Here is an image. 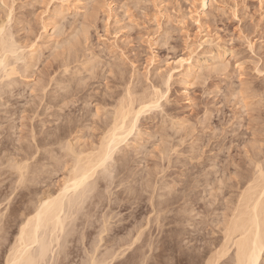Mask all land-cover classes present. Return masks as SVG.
I'll return each mask as SVG.
<instances>
[{
	"label": "rangeland",
	"instance_id": "obj_1",
	"mask_svg": "<svg viewBox=\"0 0 264 264\" xmlns=\"http://www.w3.org/2000/svg\"><path fill=\"white\" fill-rule=\"evenodd\" d=\"M59 12L63 14L60 16ZM196 13L200 16L199 22L196 21V19H198ZM0 21V24L2 23L4 26L6 24V29L8 28L10 30L9 33L12 32L11 34L14 35L13 37H15L14 39L18 42V45L20 44L21 47L27 48H25L24 52L25 57L33 50L37 53L34 54L35 59L31 60L32 62L29 64L32 66L31 68L29 65V68L25 66L24 58L19 61L18 68L23 73L20 71L17 73L18 75L16 74L13 77L17 88L13 84L12 88H9L11 90L15 89L12 92L13 94L7 93L2 95V103L3 101L5 103H11L6 104L9 110H12L13 113L17 112L15 115L13 114L14 119L11 118L12 116H3L7 119H12V121L14 120L13 122L11 121L12 123H10L9 120H7L8 122L4 120L3 127L7 128L8 132L5 131V133H3L5 135L2 134L0 136V140L5 137L10 139L9 135L12 133L11 141H8V139L5 140L8 143L6 144L7 147L5 146L2 152L5 155L1 153V155H3L2 157H5L6 163L9 162L7 158L11 154L13 155H11V157H14L15 160L13 161V159L9 157L12 163L21 162L19 161L21 158L17 156L19 151L24 152V147L27 145L26 147L28 149L29 147L31 148L28 150L30 152L33 146L37 145L36 143L38 140L41 141L43 136H47V131L50 137L49 132L52 134L56 126H59L60 123V125L65 122L67 123V118L68 120L70 119V121L72 120L70 126L71 129L74 128L75 130H70L72 139L74 137H81L82 139L80 140H82V142H80V144L83 143L85 146L89 145L91 143L90 141L93 142L94 139H96L94 140L96 143L97 139H100L98 136H101L102 133L100 126L103 123L100 124L99 122H103L108 118V116L107 118L105 117L106 112H110L112 110L111 108L116 105V102H120L122 98L124 99L125 94L126 98L124 100H128L129 97L127 98V96L130 95L128 90H131V95L135 93L134 95H138L137 97L140 98V96L144 95L143 92L148 95V93H151L154 86L160 87L159 89H161L162 86L165 92L169 91L165 94L167 96L162 99L161 107L147 112L140 118L138 124L139 130L137 133L139 137L142 136L141 139H137L138 137L136 138V136H131L129 139L130 146H128L127 152L125 151L127 147H124V153L126 152L128 156L124 159L126 160L129 158L127 159V161H129L125 162L126 164L129 163L126 165L127 169L125 174L129 173V176L133 174L129 182L130 187L129 185H127V187H129L130 190L135 188L134 191L137 190L136 192H139L137 196V194H135L136 192L132 191L133 193L131 194H135V198L132 196L131 199L129 197V201L126 200L125 203L124 201L122 202V204L124 203L125 205L129 204L126 210L117 207L113 208V210H115L113 211L115 215L121 214L118 219L121 217H129L127 221L122 223H126V229L120 231V234L116 233V236H114L115 233L113 234L112 231L110 234L106 233L104 236L108 235V238H110V235H113V238L116 239L114 241L112 238V243L108 241L100 243L97 254L100 257L102 254L105 255L108 252H106V250L112 251L114 249L116 251V244L119 243L118 240H121L122 237L127 239L126 237L129 236L128 238L132 240V243L135 240L134 237L136 238L135 235L138 236L139 234H136L137 231L143 229V231L145 230L144 232L138 231L143 236L139 238V242L137 240L136 242L138 243H134L135 245H132V248L129 247L131 249L125 252V255L118 254L120 256H117L111 264H195L196 261L198 264H204V260L206 261L207 257L210 255L213 246H211V244L221 235L219 230L221 229V225L219 223L222 222L226 214L228 215L225 210L229 212L228 208L232 207L231 204L235 201L232 199H236L235 197H238L236 195L241 193L239 190H242V187L238 182L242 180L240 178L246 175L241 174V172L247 173V170H249L247 173L249 174L251 170L250 167L254 166V164H251V166L249 164V162L254 160L253 157L256 158L257 156V160H259V158L264 160V0H206L205 7L202 6L201 0H0ZM204 35H207V38L211 39L213 43H205L204 39H202ZM71 48L74 50H71ZM24 55L22 57H24ZM181 58L189 60L187 63L199 66L188 82L183 80V77L179 75L180 72L171 71L174 62ZM66 64L67 66L69 65L68 68ZM26 67L28 72L26 71ZM25 71L27 73H24ZM168 73L173 74L170 84L168 83L169 88L163 84L166 79V74ZM22 74H24L25 77L22 76ZM57 79L59 81H57ZM6 82L4 81L1 86L5 87L9 81ZM47 83L48 85H46ZM42 85H45L44 87L47 88L45 89L46 91H44ZM64 87L66 88L65 91L62 90L65 89ZM67 90L70 93L66 92ZM44 92L45 95L42 94ZM60 92H62V94H60ZM63 92L66 95H63ZM57 96L60 100L64 99L66 101L61 100V102L64 101L65 103H62L63 105L59 103L60 107L57 106L61 109L62 105L64 107L62 110L56 108L55 103V105L53 104L55 108L49 105L51 101H54V98H57L54 102L58 103ZM66 96H71L70 100H68V97L66 99ZM84 98L87 100L86 103ZM8 99L10 102L7 101ZM49 99L52 100L50 101ZM111 104L113 106H111ZM7 106H3L4 109L1 107V114L6 110L5 108L8 109ZM37 106L38 110L35 108ZM97 106L101 110L103 108L101 111L103 116L100 113L98 116L99 119L96 115L93 116V114H91L94 112V114L97 113ZM105 107L109 110L107 111L104 109ZM33 108H35V110ZM85 108H87V110ZM57 110H60V112L58 113ZM54 114L59 116L62 115V119L60 120V117ZM69 115L71 118L68 117ZM87 118L88 120H86ZM54 120H58L56 121L57 124ZM79 121L82 125L78 123ZM41 122L45 124L42 125ZM47 122H50V124ZM94 122L97 126L100 124V126H98L99 130ZM66 123L64 125H66ZM77 123L81 125L80 128L83 126L87 127L78 129L79 125H77ZM4 124L6 126H4ZM55 124L56 126H54V128L53 125ZM9 125L12 127L16 126V128L14 127L15 129L13 128V130H11L12 128ZM41 129L43 131H41ZM44 130L46 131V135H44ZM9 131L12 132L9 133ZM70 131L68 129V132ZM32 132L36 135V143L34 140H32V142L30 141L31 143L29 142V139H33L31 138ZM41 132H43L42 135H40ZM72 132L78 135L72 136ZM29 133L31 137L28 135ZM24 137L26 140L23 139ZM134 138L139 141H134ZM21 139H23V142ZM33 142L35 144H33ZM20 143L21 146L26 145L21 147ZM29 144L33 145L29 146ZM44 147L45 146L40 147L42 150L37 147L39 149L38 152H40L38 153L40 155L37 156L39 160L43 159L46 163L48 161L51 162L52 159L45 155L49 156L46 149L53 150V147H45V150H43ZM1 148L0 150H2ZM6 148L8 150H6ZM37 148L34 147V149ZM54 148L56 149L58 147ZM34 149L31 153L35 152ZM161 150L165 151V156L167 150L170 151L167 153L168 157L161 156ZM124 153L122 154L126 155V153ZM118 156L117 158H119ZM2 157L0 160L3 159ZM16 157H18L19 160ZM36 157L34 158L35 160H33V164L37 163L38 165L31 164V167H40V164H42L40 168L43 169L44 162L42 161L43 163L41 162L39 164L38 158ZM163 157L165 160H163ZM59 158L57 157V160ZM166 158L170 161L166 160ZM251 159L252 161H249ZM55 160L56 159H53L51 162L52 167L49 165V162V164L47 163L48 165L45 163V169H51V172L54 165L55 167L56 165L61 166L63 162H65L60 161L61 163L59 164V160ZM121 162L124 163V160ZM121 162L119 164H123ZM2 163H0L1 167L3 166V170L0 167V192L2 193H0V199L2 200V202L0 200V210L4 212V210L6 211V205L3 200H5L6 195L8 197V195H11L10 193H13L17 176H14L15 174L13 175L12 173L9 174L10 169H6L7 164ZM214 164L216 165L215 168ZM129 165L131 167L128 168ZM7 167L9 166L7 165ZM205 167L206 169H203ZM4 168L6 170H4ZM36 169L38 168L36 167ZM42 169H40V171ZM54 169L57 173L56 176L54 174L55 172L52 173L54 175L51 176V173L49 172L50 174H48V171L46 172L45 170L46 174L52 179L49 180L48 178V181L52 182H50L51 185L57 183L64 176V173H60L61 167ZM40 171L39 173H42V171ZM133 171L135 173L138 172V174L134 175ZM152 172L153 174L148 175V173ZM159 172L161 173L159 174ZM196 172L197 174H195ZM39 173L37 175H39ZM117 174L118 172L115 170L114 176ZM11 175L16 178H10ZM31 175H28V181H26L28 182L27 186L29 185L30 187L26 188L27 186L24 185L26 183L22 184V186L19 185L21 188L18 186L16 190H18V188L21 190H15L16 192L14 191L15 193H13L15 195L11 198L13 199L18 195V192L25 194L24 192L27 190L25 196L27 194L31 195L29 198H27L28 195L24 198L25 201L23 203H27L26 206H29L30 200L36 197L34 195H37L35 192L40 189L39 186H41L42 189L49 184L45 183L48 182L46 181L47 179L45 180L47 175L45 176L43 174L42 178L40 174L42 179L40 176L34 175V177L36 176V183L38 180H43L42 182L45 183L43 187L40 181V185H35V180H33L34 177ZM151 175L153 177H151ZM197 175L199 178H197ZM121 176L123 177V174ZM121 176L119 175V178H121ZM29 177H32L33 182ZM139 177L140 179L145 178L144 180H138ZM118 179H115L112 187L114 192L115 190L121 191L123 189L121 187L126 188V183L123 184L124 186L116 188L118 185L116 182L119 183ZM218 179L221 180L220 183ZM29 180L31 181L30 184ZM206 180L207 182L209 181V183H207ZM158 181L159 183H156ZM154 182L156 184L155 187L158 185L156 189L153 186ZM131 184L134 187H132ZM151 184L152 186H149ZM31 185H34V189H32ZM162 185H164L167 190H171V188H174V190L167 191ZM167 185L170 187L168 188ZM183 185H187V188ZM11 186L13 188H10ZM151 187L155 189L154 192L152 191L154 189ZM163 187L164 189L161 190L160 188ZM23 188L25 189L24 192H22ZM52 188L56 190V188ZM214 188L218 192L215 190L212 191ZM220 188H222V190ZM11 189L13 190L11 191ZM31 189L36 191L33 192ZM8 190L10 192H8ZM99 190L103 191L101 189ZM169 192H171V194L168 195ZM210 192L214 195L218 194L219 196L210 195ZM161 194H165V196L162 197L160 196ZM180 194L183 195H181V197L187 195L190 201H187L185 197V199L180 198ZM106 195L105 196L108 197V194ZM170 195L171 198H169ZM139 196L141 197V202ZM100 197H98V200ZM106 197L103 196V199L101 198L99 206L95 207L96 211H93V215L90 214L95 218H92L95 221L92 220L91 223L90 221H83L82 224L86 225L87 223L86 227L91 224L89 225L90 227H85L86 230L83 229L85 225L79 226L80 230L76 227L79 230L75 232L76 234L73 233L76 237L72 235L73 237L71 236L68 238L67 243L74 241L76 244L74 242L68 244L71 245L70 248H74V250L71 249V251L68 246L66 247L69 251V258L66 254L68 251L65 248V260L67 259V261H65L64 264H85L89 253L94 249L96 244H98L99 236L97 235L101 230L99 228L102 223L101 218L103 214L105 215L109 211L111 212V206L115 207L114 205L110 206L108 204L109 202L107 201H109V197ZM113 197L114 196H111L110 200H114ZM151 197H153V199H151ZM173 197L174 200L170 201L169 199ZM191 197L193 198L190 199ZM26 198L30 199L28 200L29 202ZM177 198L181 200L178 199L177 201H180L178 203L175 201ZM195 199L198 201L197 204ZM159 201L169 202L167 204L168 206H166L169 208L163 209L165 203H162V205L160 203L161 207L158 203L156 204V202ZM171 203L172 205H170ZM229 204L231 206H228ZM17 205L20 206L21 203ZM7 206L9 207L8 204ZM156 206H159V210L161 207V210L164 211H161L162 213L160 212V216H156V213H159V211L156 210ZM99 208L102 209L100 210ZM207 208H209V210ZM205 210L212 212L206 213L207 211ZM8 211L10 214L11 211ZM9 214L8 217L11 216L10 221L12 222L15 216ZM158 216L159 219L157 218ZM154 217L159 221L154 219ZM12 218L14 219L12 220ZM151 218H153V222H151ZM116 221L117 219L114 222ZM81 222L82 221L78 223L81 225ZM215 222L218 225H216ZM16 223L17 222L13 221V226L11 223H8L11 225H7V227H10L7 228L8 232L3 230L5 232L4 234H8L4 236L9 238V240H4V236L2 237L3 231L0 232V243L2 244H0V264L4 263L3 256L6 255L7 246L10 245L12 238L16 234ZM92 223L95 225H92ZM146 223H149V225ZM89 228L90 230H88ZM82 231L85 232L83 233ZM171 235H175L176 237H172ZM132 237L134 240L131 239ZM69 239H71V242ZM172 239H174V241ZM164 242L169 243L163 245ZM111 245L115 248L112 249ZM139 245L141 247L136 248V246ZM160 247L163 248V250ZM139 249L143 251L141 252ZM114 250L113 252H115ZM170 250L172 252H170ZM111 251L109 252L111 253ZM198 252H200L202 256H198ZM192 253H194L192 257H189ZM62 255L60 257L63 258L64 256ZM194 257L200 259L196 258V260ZM193 259L195 262H193Z\"/></svg>",
	"mask_w": 264,
	"mask_h": 264
},
{
	"label": "bare ground",
	"instance_id": "obj_2",
	"mask_svg": "<svg viewBox=\"0 0 264 264\" xmlns=\"http://www.w3.org/2000/svg\"><path fill=\"white\" fill-rule=\"evenodd\" d=\"M202 1V6L203 7H205L206 6V0H201ZM60 13V12H59ZM57 14H58V12H57ZM63 13L61 12L60 13V16L62 15ZM196 16H197V18L198 19H196V21L197 22H199V14L198 13H196ZM56 17V16H55ZM1 22V21H0ZM2 22H4V21H2ZM10 32V30L7 28L6 29V24H5V26L1 23L0 24V100H1V102H0V109H1V107H3V106H7L6 104L8 103L7 101H9L10 102V100L8 99L6 102L7 103H5L4 101H3V103H2V99H3V96L2 95H4V94H9V93H11V94H13L12 92L15 90V89H9V88H12V86H13V84H14V86H16V88H17V85L15 84V79H13V77L17 74V73H19L21 70L18 68V63H19V61H21L22 60V58H24V61H25V66H27L28 67V65L29 64H31L30 62H32L31 60H33V59H35V55L34 54H37V53H35L36 51H32V52H30V54H28L27 55V57H25V55H24V52H25V48L26 47H21V45L19 44L18 45V42H16L15 41V37H13L14 35H12L11 33H9ZM85 32V31H84ZM87 32V31H86ZM207 38V35H204V37L202 38V39H204V42L205 43H207V44H212L213 43V41L211 40V39H206ZM76 43V42H75ZM74 43V44H75ZM79 44V43H78ZM77 45V44H76ZM71 47H72V45H71ZM77 47H78V45H77ZM73 48H75V47H73ZM73 48H71V50L73 49ZM27 49V48H26ZM33 49V48H32ZM71 50H70V52H71ZM74 50V49H73ZM76 51V50H75ZM78 51V50H77ZM24 55V57H22ZM181 61H183V62H181ZM189 60H186V59H183V58H181V59H178V60H176L175 62H174V66L172 67V69H171V71H178V72H180V74L179 75H181L182 77H183V80L185 81V82H188L189 81V79H190V77L191 76H193V74H194V72H195V70H196V68L197 67H199V66H197V65H194V64H192V63H187ZM66 63V62H65ZM65 63H64V65H65ZM187 63V64H186ZM63 65V66H64ZM30 66V65H29ZM66 66H67V64H66ZM66 66H65V70H66ZM69 66V65H68ZM68 66H67V68H68ZM27 67H26V69H27ZM32 66H30V68H31ZM29 68V67H28ZM27 72H28V69L26 70ZM24 72V73H27V72ZM22 72V71H21ZM66 72H68V71H66ZM65 72V73H66ZM23 73V72H22ZM18 75V74H17ZM22 76H24V74H22ZM25 77V76H24ZM172 77H173V74L172 73H168V74H166V79H165V81H164V83L163 84H165L167 87H168V85L170 84V81H171V79H172ZM17 80V79H16ZM53 80V79H52ZM56 80V79H55ZM6 82L7 84L5 85V83H4V85H5V87L3 86H1V84L3 83V82ZM54 81V80H53ZM57 81H59L58 79H57ZM61 81V80H60ZM62 82H65V81H62ZM69 82V81H68ZM71 82V81H70ZM49 83V82H48ZM48 83L46 84V85H48ZM55 83H56V81H55ZM59 83V82H58ZM82 83V82H81ZM169 83V84H168ZM17 84H18V81H17ZM50 84V83H49ZM60 84H61V82H60ZM59 84V85H60ZM66 84V83H65ZM3 85V84H2ZM63 85V84H62ZM70 85H71V83H70ZM45 85H42V88L44 89V91H46L45 89H47L46 87H44ZM61 86V85H60ZM66 86V85H65ZM159 86V85H158ZM8 87V88H7ZM58 87V86H57ZM63 87V86H62ZM70 87V86H69ZM14 88V87H13ZM41 88V89H42ZM59 88V87H58ZM65 88V87H64ZM153 88V87H152ZM160 88V87H159ZM157 86H154V88L151 90V93H148V95H146V93L145 92H143L144 93V95H142V96H140V98H138L137 96L138 95H131L132 93H130V91L131 90H128V93L130 94H127V95H129V96H127V98H128V100L126 101V100H124L125 98H126V94H125V97H124V99L122 98L121 99V101L120 102H116V105L113 107L114 108V110H113V108H111L112 110L109 112L107 109H106V107L104 108V109H106L108 112H106L105 110V112H106V118H107V116H108V118L105 120V121H103V122H99L100 124H102L101 126H100V124L98 125V126H100V130H102V133H101V136H98V137H100V139H97V141H96V143L94 142V140H96V139H94L93 140V142L92 141H90L91 143L89 144V142H88V144L89 145H86L85 146V144H83V143H81V144H83V145H81L80 144V142H82V140H80V139H82L81 137H74L73 139H72V137H71V131L70 130H74V128L73 129H71V126H70V124H71V122H72V120L70 121V119L68 120V118H67V116H66V118H67V123H66V125H64L63 123H62V125H60L59 123V126H56V121H58L59 120V118H58V120H54L55 121V125H53V127L54 126H56V128H55V131L52 133V134H50L51 132H49V135H50V137L48 136V131H47V136H43V139H41V141H37L36 140V135L35 134H33V132H32V137H31V135H30V133L28 134V135H30V137L31 138H33V139H29V142L31 141L32 142V140H36L37 141V143H36V141H35V143L37 144V145H35V146H33V149H34V147H38L39 149H40V147H43V146H45L46 148H49V146H51V147H53V150L52 149H46V152H47V154L49 155V156H47V155H45L46 157H50V159H56L57 160V157L59 158V156H60V158H61V160H60V158L58 159L59 160V164L61 163V162H63V161H65V162H63V164L61 165V166H57L56 165V167H55V165H54V167H53V169H52V171L50 172V170H46L45 169V165L49 162H44L43 161V159L42 160H39V155L40 154H38V153H40V152H38L39 151V149L37 148V149H34V151L35 152H33V153H31V151H33V149L29 152L28 150L29 149H31L30 147H29V149L25 146H21V143H20V146L21 147H24L25 149H24V152H22V151H19V154L17 155L16 153V155L19 157V158H21L20 160L18 159V157H16L19 161H21V162H13L12 163V161H10V158H12L11 157V153L10 152H8L9 154H11L10 156H9V154H8V156L10 157H8L7 159H8V161L9 162H7L6 163V159H4L5 157H2L3 155H5V154H3L2 152H3V150L5 149V146H6V144H8L5 140L6 139H8V138H3L2 140H0V148L1 147H3V148H1L2 150H0V159H1V157L3 158L2 160H4V161H2V160H0V161H2L4 164H7L9 167H7V165H6V169L7 168H9L10 169V173L8 172L9 171V169H8V173L9 174H15L14 176H17V178L16 177H14V176H12L11 175V177L10 178H12V177H14V178H16L17 179V181L15 182V181H13V182H15L16 184H14V185H16L14 188L11 186L10 188H13L14 189V191L17 189V187L20 185V186H22V184H24V183H26V184H24V185H26L27 186V183L28 182H26V181H28L27 179H28V175H33V177H34V175L36 174H38L39 173V171H40V169H42V168H40V167H42V164H40L42 161L44 162V164H43V169L41 170L42 171V173L43 172H45V170H46V172L48 171V174H50L51 173V176H53L54 174H55V176H56V170L54 169V168H60L61 167V171H60V173H64V176H63V178L61 179V180H59V178H58V182L57 183H53L52 185H51V183L48 181V178H49V180H52V179H50V176H48V174H46V172L45 173H43L45 176V180L46 181H48V182H45V180H44V182L45 183H49V184H47V186L45 187V188H42L41 189V186H39L40 187V189H41V191H40V189L39 190H32V189H34L33 188V186H32V191L33 192H35L37 195H34V196H36V197H34V196H32V197H34L33 198V200L31 199H27V198H29V196L31 195V194H27L26 196H27V198H26V200L28 201V200H30V202H29V206L27 205L26 206V204H24L23 202L25 201V194H26V191H25V189L23 188L22 189V192H24L25 194H23V193H19L18 192V195H16L13 199H11L15 194H13V193H15L16 191H18L20 188H18V190H16L15 192L13 191V193H10L11 195V197L8 195V197H7V195H6V197H5V200H3L4 202H5V205H6V211L4 210V212H1V210H0V232H2L3 230L4 231H6V232H8L7 231V228H10L9 226H11L10 224H8V223H11L12 224V222L14 221V222H17L16 224H17V227H16V224H15V227L17 228V230H16V234L14 235V237L12 238V241H11V243H10V245L9 246H7V252H6V255L5 256H3V258H4V263L3 264H64L65 263V261H67V259L65 260V255L67 254V256H68V258H69V251H68V248H66L67 246L70 248V246L71 245H68V244H71L72 242H74V241H70L71 239H73V238H71V239H69V241L71 242V243H67L68 242V238H70L72 235H73V233L74 234H76L75 232L76 231H79L80 230V228H79V226H82V225H85V224H82L83 223V221H86V222H88V221H90V223L92 222V220L93 219H95V218H93V216H91V215H93L92 213H94L93 211L95 210V207H98L99 206V201L101 200V198L103 199V196L104 197H106L107 195L106 194H108V197H106V198H108L109 199V201H107V202H109L108 204L111 206V205H114L115 207H113V206H109L108 204V206L110 207V209H111V212H112V214H111V212L109 211L108 213H106L105 215L103 214V216H102V223H101V227H99L101 230H100V232H98L99 234L97 235V236H99V241H98V244H96V246L94 247V249H93V247H92V251L89 253V255H88V259H87V261H86V263L85 264H111L114 260H115V258L118 256H120V255H125V252H127L129 249H131L135 244L134 243H138L139 242V238L141 237H143L142 235H141V233L140 232H142L143 231V229H141V230H138V228H137V230L138 231H140V232H138L137 231V233L136 234H138V236L137 235H135L136 236V238L134 237V239H133V237L131 238V239H133L134 241L131 243V241L132 240H130V238H128V237H126L127 239H125V237H122V238H124V239H122L121 238V240L119 239L118 241H119V243L118 244H116L115 242V244L117 245V248H115V247H113L112 245V249L113 248H115L116 249V251L115 252H113V250L111 251V250H106V252L108 251H111V253L109 252H107L105 255L104 254H102V256H98V254H97V252H98V249H99V245H100V243H102L103 241H108V242H111L112 241V238H113V235L111 236L110 235V238H108V235L107 236H104L106 233H108V234H110V233H112L113 232V234L115 233V235L114 236H116V233H119L120 231H122V230H124V229H126V223L125 224H122V223H124L125 221H127L128 219H129V217H121L120 219H118L119 218V215H121V214H117V215H115V213H113V211H115V210H113V208H120V209H127V206L129 205H125L124 203L126 202V200H128L129 201V197H130V199H131V197L133 196V198H135L134 197V195L135 194H137V196H138V194H139V192H136V191H134L135 190V188L133 189L132 187H134V186H132V184H131V190L129 189V187H130V184H129V182H130V179H131V177H133L132 175H130L129 176V173L128 174H125V171H126V169H127V166L126 165H128V164H126L125 162L127 161V159H129V158H127L126 160L124 159V158H126V157H128L127 156V151H128V146H130V137L131 136H136V138L137 139H141V137H139L138 136V133H137V131L139 130V126H138V124H139V121H140V118L143 116V115H145L147 112H149V111H151V110H154V109H157V108H159V107H161V101H162V99H164V97H166L167 95H165L167 92H165L163 89H162V86H161V89H159ZM169 88V87H168ZM167 88V89H168ZM5 89H7V90H5ZM60 89V88H59ZM62 89V88H61ZM73 89V88H72ZM5 90V91H4ZM62 90H66V88L65 89H62ZM164 92H163V91ZM7 91V92H6ZM19 91V90H18ZM22 91V90H21ZM42 91V90H41ZM20 92V91H19ZM23 92V91H22ZM56 92V91H55ZM59 92V91H58ZM66 92H69L68 90L66 91ZM75 92V91H74ZM70 93V92H69ZM72 93H73V91H72ZM71 93V94H72ZM127 93V92H126ZM142 93V94H143ZM10 94V95H11ZM17 94V93H16ZM18 94H20V93H18ZM42 94H44L45 95V92L44 93H42ZM54 94H57V93H54ZM59 94V93H58ZM60 94H62V92H60ZM65 93L63 92V95H64ZM66 95V94H65ZM67 95H68V93H67ZM74 95V94H73ZM13 96V95H12ZM47 96V95H46ZM60 96V95H59ZM72 96V95H71ZM70 96V97H71ZM138 98H136V97ZM2 97V98H1ZM54 97V96H53ZM58 97V96H57ZM63 97H65V96H63ZM67 97H68V100H70V97L69 96H66V99H67ZM75 97V96H74ZM11 98V97H10ZM13 98H14V96H13ZM60 98H62V97H60ZM73 98V97H72ZM81 98V97H80ZM12 99V98H11ZM42 99V98H41ZM55 99H57V98H54V101H56ZM85 99V98H84ZM43 100V99H42ZM50 100V99H49ZM52 100V99H51ZM50 100V101H51ZM59 97H58V103H56V102H54V101H51L50 103H52V104H50L49 103V105L51 106L52 105V107L53 108H58V107H60L59 106V103H65L66 101L64 100V99H61V100H64V101H62L61 102V100H60V102H59ZM67 100V101H68ZM86 100V99H85ZM119 100V99H118ZM84 101V100H83ZM14 102V101H13ZM71 102V101H70ZM87 102V100L85 101V103ZM56 104V106L54 107L53 106V104ZM113 103H115V102H113ZM8 104H11V103H8ZM54 104V105H55ZM60 104V105H61ZM62 104V105H63ZM67 104V103H66ZM70 104V103H69ZM12 105H13V103H12ZM39 105V104H38ZM48 105V104H47ZM61 105V109L60 108H58V109H60V110H62V108H64L63 106ZM58 106V107H57ZM65 106V105H64ZM66 106H68V105H66ZM111 106H113L112 104H111ZM8 107V106H7ZM12 107V106H11ZM52 107H50V108H52ZM100 107V106H99ZM35 108H37V110H38V106L37 107H35ZM35 108H33L34 110H35ZM65 108H67V107H65ZM96 108H98V106L96 107ZM3 109H4V107H3ZM6 110L4 111V112H2V116L0 115V136L3 134V133H5V131H7V128H4L3 127V123H4V120H6V122H8L7 120H9L10 121V123H12L13 121H12V119H14L13 118V116L17 113H13L12 112V110H9V107H8V109L7 108H5ZM11 109H13V108H11ZM86 110H87V108H85ZM15 110V109H14ZM49 110V109H48ZM60 110L58 111L57 110V112L59 113L60 112ZM64 110V109H63ZM96 110V109H95ZM98 111H96L97 113L96 114H94V113H91V114H93V116L94 115H96L97 117L99 116V114L101 113V111L103 110V108H102V110L101 109H97ZM2 111V110H1ZM33 111V110H32ZM67 111V110H66ZM93 111V110H92ZM100 111V112H99ZM19 112V111H18ZM37 112V111H36ZM56 112V111H55ZM70 112H71V110H70ZM88 112V111H87ZM35 113V112H34ZM62 113H63V111H62ZM4 114H6V115H4ZM14 114V115H13ZM37 114V113H36ZM51 114V113H50ZM53 114V113H52ZM71 114H72V112H71ZM10 115V116H9ZM39 115V114H38ZM54 115H56V114H54ZM65 115V114H64ZM67 115V114H66ZM101 115L103 116V114L101 113ZM3 116H8V117H11L12 119L10 120V119H7L6 117H3ZM56 116H59V115H56ZM62 116V115H61ZM61 116H59L60 117V120L62 119V117ZM91 116V115H90ZM37 117H39V116H37ZM68 117H70V115L68 116ZM82 117V116H81ZM71 118V117H70ZM83 118V117H82ZM85 118V117H84ZM95 118V117H94ZM33 119V118H32ZM56 119V118H55ZM64 119V118H63ZM72 119H73V117H72ZM81 119V118H80ZM79 119V120H80ZM98 119H99V117H98ZM105 119V118H104ZM17 120V119H16ZM86 120H88V118L86 119ZM102 120V119H101ZM12 121V122H11ZM42 121V120H41ZM53 121V120H52ZM65 121V120H64ZM76 121V120H75ZM75 121H74V123H75ZM77 121H78V119H77ZM48 123V122H47ZM52 123V122H51ZM78 123H80V121L78 122ZM77 123V125H79ZM95 123V122H94ZM96 123H97V121H96ZM95 123V124H96ZM5 124H7V123H5ZM4 124V126H6ZM9 124V123H8ZM24 124V123H23ZM41 124H42V122H41ZM45 124V123H44ZM44 124H42V125H44ZM48 124H50V122L48 123ZM76 124V123H75ZM74 124V125H75ZM81 125H82V123H80ZM93 124V123H92ZM94 124V125H95ZM10 125H12V124H10ZM9 125V126H10ZM31 125V124H30ZM35 125V124H34ZM77 125H75V126H77ZM81 125H79V128L78 129H81V128H83V127H87V126H83V127H81L80 128V126ZM13 126V125H12ZM12 126H10L12 129L11 130H13V128L15 127L16 128V126H14V127H12ZM38 126V125H37ZM46 126H47V124H46ZM73 126V125H72ZM97 126V124H96V127H97V129L99 130V127ZM21 127V126H20ZM32 127V126H31ZM35 127V126H34ZM51 127V126H50ZM78 127V126H77ZM14 128V129H15ZM42 128V127H41ZM17 129H18V127H17ZM32 129H34V128H32ZM46 129H48V128H46ZM51 129V128H50ZM68 129H69V131L70 132H68ZM88 129V128H87ZM90 129V128H89ZM92 129H93V127H92ZM9 130V129H8ZM35 130H36V128H35ZM52 130V129H51ZM50 130V131H51ZM95 130V129H94ZM93 130V131H94ZM31 131V130H30ZM29 131V132H30ZM33 131V130H32ZM37 131H39V130H37ZM41 131H43L42 129H41ZM45 131V130H44ZM75 131V130H74ZM77 131V130H76ZM83 131V130H82ZM8 132V131H7ZM10 132H12V131H9V133ZM23 132V131H22ZM35 132V131H34ZM99 132V131H98ZM42 133L43 132H41L40 133V135H42ZM73 133V132H72ZM80 133V132H79ZM8 134V133H7ZM6 134V135H7ZM76 134L77 133H73L72 134V136L74 135V136H76ZM3 135H5V134H3ZM11 135H12V133H11ZM11 135H9L10 137V139H11ZM22 135V134H21ZM44 135H46V131H45V133H44ZM78 135V134H77ZM84 135V134H83ZM99 135V134H98ZM24 136V135H23ZM38 136V135H37ZM4 137V136H3ZM7 137H8V135H7ZM22 137V136H21ZM39 137V136H38ZM71 137V138H70ZM97 137V136H96ZM10 139H8V141L10 140ZM14 139V138H13ZM24 140H26L25 139V137L23 138ZM23 139H21V141L23 140ZM38 139H40V138H38ZM135 139V138H134ZM137 139H135L134 141H136ZM15 140V139H14ZM27 140H28V138H27ZM99 140V141H98ZM161 140H163V139H161ZM165 140V139H164ZM11 141V140H10ZM19 141V140H18ZM21 141H19V142H21ZM137 141H139V140H137ZM23 142V141H22ZM25 142V141H24ZM27 142V141H26ZM30 142V143H31ZM165 142V141H164ZM28 143V142H27ZM34 142H33V144H35ZM134 143H136V142H134ZM10 144H13V143H10ZM33 144H29V146L31 145H33ZM87 144V143H86ZM22 145H23V143H22ZM127 147V149L125 150V148ZM7 147V146H6ZM20 147V148H21ZM45 147L43 148V150H45ZM54 147H58V148H54ZM123 147V148H122ZM125 147V148H124ZM135 148V147H134ZM162 148V147H161ZM171 148V147H170ZM166 149V148H165ZM174 149V148H173ZM6 150H8L7 148H6ZM5 150V151H6ZM11 150V149H10ZM13 150V149H12ZM19 150V149H18ZM17 150V151H18ZM23 150V149H22ZM27 150V151H26ZM40 150H42V148L40 149ZM124 150L126 151L125 153H126V155H123L122 153H124ZM164 150V149H163ZM170 151H172L171 149H169ZM170 151H168L167 150V153L168 152H170ZM21 152V153H20ZM42 152V151H41ZM45 152V153H46ZM161 156L163 155L164 157H168V154L166 153V156H165V151H162L161 150ZM1 153L3 154V155H1ZM13 153H14V150H13ZM24 153V154H23ZM57 153V154H56ZM124 153V154H125ZM7 154V153H6ZM43 154V153H42ZM58 154H59V156H58ZM120 154H122V155H120ZM16 155H14V156H16ZM21 157H20V156ZM38 155V156H37ZM118 155H120V156H118ZM13 156V155H12ZM37 156V157H36ZM43 156V155H42ZM41 156V157H42ZM117 156L119 157V158H117ZM252 156V155H251ZM255 156V155H254ZM264 156V155H263ZM7 157V156H6ZM38 158V162H39V164L41 165L40 167H38V166H36L38 169H36V167L35 166H33V167H35V168H33V167H31V164H33V160H35L34 158ZM163 157V158H164ZM262 157V156H261ZM45 158V157H44ZM171 158V157H170ZM254 158V160L252 161V159L251 160H249V161H252V162H249V164H250V166H251V164L253 165L254 164V166L253 167H250L251 168V170H250V172H249V174H247L248 173V171L249 170H247V173H242L241 172V174H246L243 178H240V179H242L241 181H239L238 183L241 185V187H242V190L240 189H238L239 190V192L241 191V193L239 194V195H236V196H238V197H235L236 199H232V200H235V201H233L232 202V207H230V208H228V211L229 212H227V210H225L226 211V213H228V215L226 214V213H224V214H226L225 215V217H224V215H223V217H224V219H222V222H220L219 224L221 225V229H219L220 230V237L219 238H217L216 239V241L215 240H213V241H215V242H213V241H211V242H213L212 244H211V246L213 245L214 246V248H213V246H212V248L211 247H209V248H211V252H210V255H209V257H207V260L205 261L204 260V264H262V262H263V264H264V160H262V159H260L259 158V160H257L258 159V157L256 156V158L255 157H253ZM13 159V161H15L14 160V157L12 158ZM16 159V160H17ZM41 159V158H40ZM63 159V160H62ZM17 160V161H18ZM44 160H46V159H44ZM52 160H51V162H52ZM55 160V161H56ZM57 160V161H58ZM124 160V163L123 162H121V161H123ZM163 160H165V158L163 159ZM166 160H168L167 158H166ZM32 161V162H31ZM61 161V162H60ZM129 161V160H128ZM127 161V162H128ZM168 161H170V160H168ZM2 162H0V163H2ZM12 164H11V163ZM31 162V163H30ZM42 162V163H43ZM51 162H49L48 164L51 166L52 165V163ZM123 163V164H119V163ZM172 162V161H171ZM2 163V164H3ZM11 165H10V164ZM53 163H56V162H53ZM35 164H37V163H35ZM35 164H33V165H35ZM47 164V165H48ZM117 164H118V167H117ZM170 164V163H169ZM212 164V163H211ZM38 165V164H37ZM207 165V164H206ZM210 165V164H209ZM218 165V164H217ZM50 166H48V167H50ZM208 166V165H207ZM0 167H1V164H0ZM3 167V166H2ZM2 167H1V169H2ZM4 167H5V165H4ZM52 167V166H51ZM50 167V168H51ZM116 167H117V169H116ZM129 167H131L130 165L128 166V168ZM216 167V165L214 164V168ZM218 167V166H217ZM40 168V169H39ZM47 168V167H46ZM249 168V169H250ZM253 168V169H252ZM5 168H4V170H6ZM199 169V168H198ZM203 169H206V167L205 168H203ZM3 170V169H2ZM44 170V171H43ZM58 170H60V169H58ZM115 170H116V172H118V174L117 175H115L114 176V174H115ZM118 170V171H117ZM130 170V169H129ZM132 170V169H131ZM214 170H216V169H214ZM221 170V169H220ZM40 171V172H41ZM163 171V170H162ZM199 171V170H198ZM4 172V171H3ZM2 172V173H3ZM50 172V173H49ZM55 172V173H54ZM128 172H130V171H128ZM134 172V171H133ZM203 172V171H202ZM1 173V172H0ZM35 173V174H34ZM42 173H39V175H37L38 177L40 176V174H41V176L43 175ZM52 173H54V174H52ZM161 172H159V174H160ZM123 174V177L121 176ZM124 174H125V176H124ZM135 174H138V172L137 173H135L134 172V175ZM150 174H153V172L152 173H148V175H150ZM158 174V173H157ZM195 174H197V172L195 173ZM199 174V173H198ZM207 174H210V173H207ZM207 174H206V176H207ZM8 175V174H7ZM31 175V176H32ZM119 175L121 176V178H119ZM127 175V176H126ZM1 176H4V175H1ZM10 176V175H9ZM41 176H40V178H41ZM209 176V175H208ZM235 176H237V175H235ZM239 176V175H238ZM240 176H242V175H240ZM58 177V176H57ZM137 177V176H136ZM142 177V176H141ZM151 177H153L152 175H151ZM191 177V176H190ZM9 178V179H10ZM30 178V177H29ZM35 178H36V176L34 177V179L33 180H35ZM42 178H43V176H42ZM41 178V179H42ZM54 178V177H53ZM119 178V179H118ZM145 178V177H144ZM144 178H142V179H140V177L138 178V180H144ZM150 178V177H149ZM197 178H199L198 177V175H197ZM237 178V177H236ZM239 178V177H238ZM31 179V181H32V177L30 178ZM38 179V178H37ZM55 179V178H54ZM115 179H118L119 180V183H117L116 182V184H118L117 185V187H116V185H115V187L116 188H120V186H124L123 184H125L126 183V188H124V187H121V188H123L121 191L119 190V191H116L115 190V192L112 190V187H113V184H114V182H115ZM207 179H208V177H207ZM134 180V179H133ZM136 180V179H135ZM150 181H152L151 179H149ZM187 180V179H186ZM190 180V179H189ZM194 180H196V179H194ZM198 180V179H197ZM219 181V183L221 182V180L220 179H218ZM30 180H29V184H30V182H31ZM36 181L37 180H35V185H40L41 183V185H42V187H43V184H44V186H45V183H43L42 181H40V180H38V182L36 183ZM57 181V180H56ZM190 181H192V180H190ZM5 182V181H4ZM33 182V181H32ZM55 182V181H54ZM133 182V181H132ZM136 182V181H135ZM143 182V181H142ZM146 182V181H145ZM184 182H186V181H184ZM187 182H188V180H187ZM206 182H207V180H206ZM11 183V182H10ZM128 183V184H127ZM137 183V182H136ZM144 183V182H143ZM142 183V184H143ZM147 183H149V182H147ZM156 183H159V181L158 182H156ZM196 183H198V182H196ZM207 183H209V181L207 182ZM237 183V184H238ZM1 184V183H0ZM12 184V185H13ZM33 184V183H32ZM164 184H166V183H164ZM189 184V183H188ZM187 184V185H188ZM212 184V183H211ZM239 184H238V186H239ZM11 185V184H10ZM9 185V186H10ZM13 185V186H14ZM127 185H129V187H127ZM144 185H146V184H144ZM155 182L153 183V186L155 187ZM160 185V184H159ZM169 185H173V184H169ZM177 185V184H176ZM187 185H183V186H187ZM195 185H197V184H195ZM201 185V184H200ZM210 185V184H209ZM219 185H223V184H219ZM219 185H217V186H219ZM224 185H225V183H224ZM149 186H152V184L151 185H149ZM149 186H147V187H149ZM158 186V185H157ZM156 186V187H157ZM162 186H164V185H162ZM173 186H175V185H173ZM172 186V187H173ZM199 186V185H198ZM28 187H30L29 185L26 187V188H28ZM36 187V186H35ZM39 187H37V188H39ZM52 187H54V188H56V190H54ZM114 187V188H115ZM156 187H155V189H156ZM165 187V186H164ZM164 187L163 188H160L161 190H163L164 189ZM167 187L169 188L170 186H168L167 185ZM201 187V186H200ZM200 187H197V188H200ZM220 187V186H219ZM1 188V187H0ZM115 188V189H116ZM152 188V187H151ZM166 188V187H165ZM184 188V187H183ZM187 188V187H186ZM188 188H192V187H188ZM194 188H195V186H194ZM213 188V187H212ZM216 188H218V187H216ZM240 188V187H239ZM13 189H11V191L13 190ZM99 189H101V190H103V191H100ZM137 189V188H136ZM152 189H154V188H152ZM155 189L154 190H152L153 192L155 191ZM174 190V188H171V190ZM219 189V188H218ZM221 190H222V188H220ZM10 190V189H9ZM8 190V192H10ZM21 190V189H20ZM30 190V189H29ZM118 190V189H117ZM159 190V189H158ZM166 190H167V188H166ZM171 190H167V191H171ZM206 190V189H205ZM215 190V188L212 190V191H214ZM220 190V191H221ZM31 191V192H32ZM136 192L134 195L133 194H131V193H133V192ZM140 191V190H139ZM165 191V190H164ZM187 191V190H186ZM215 191H217V190H215ZM32 192V193H33ZM185 192V191H184ZM218 192V191H217ZM216 192V193H217ZM1 193V192H0ZM29 193V192H28ZM34 193V194H35ZM142 193V192H141ZM164 193V192H163ZM174 193V192H173ZM187 193V192H186ZM185 193V194H186ZM2 194V193H1ZM17 194V193H16ZM125 194H126V196H125ZM152 194H154V193H152ZM160 194V193H159ZM169 194H171V192H169L168 193V195ZM183 194V193H182ZM182 194H180V198H186V200L187 201H190V200H188L189 199V197L187 198L186 196H184V197H181V195ZM106 195V196H105ZM141 195V194H140ZM143 195V194H142ZM167 195V194H166ZM167 195V196H168ZM210 195H213V196H216V195H218V194H216V195H214L212 192H210ZM100 196H102V197H100ZM111 196H114L113 198H114V200L112 199V200H110L111 198ZM153 196H155V195H153ZM158 196V195H157ZM160 196H162V197H164L165 196V194L164 195H160ZM174 196V195H173ZM183 196V195H182ZM212 196V197H213ZM219 196V195H218ZM10 197V198H9ZM31 197V198H32ZM98 197H100V199L98 200ZM140 197V196H139ZM162 197H160V198H162ZM175 197V196H174ZM174 197L172 198V199H169L170 201L171 200H174ZM1 198H2V196H1ZM169 198H171V195H170V197ZM176 198V197H175ZM180 198H177L175 201H177L178 199L180 200ZM184 198V199H185ZM193 197H191L190 199H192ZM3 199H4V197H3ZM24 199V200H23ZM96 199H97V201H96ZM151 199H153V197H151ZM1 200V199H0ZM105 200V199H104ZM103 200V201H104ZM136 200V199H135ZM138 200V199H137ZM166 200H167V198H166ZM165 200V201H166ZM196 200V199H195ZM214 200H215V198H214ZM6 201H7V203H6ZM26 201V202H27ZM124 201V205L122 204V202ZM132 201H134V200H132ZM165 201H163V202H161V201H159V202H156V204L158 203L159 204V206H161L162 205V203L164 204L165 203V205H163V206H165L163 209H167V208H169V207H166V206H168L167 204L169 203H166ZM168 201V200H167ZM181 201V200H180ZM180 201H177V203L178 202H180ZM184 201V200H183ZM192 201V200H191ZM197 201V200H196ZM1 202H2V200H1ZM0 202V203H1ZM3 202V203H4ZM98 202V203H97ZM102 202V201H101ZM106 202V201H105ZM130 202H131V200H130ZM137 202V201H136ZM140 202H141V197H140ZM216 202V201H215ZM214 202V203H215ZM20 204L21 203V205L19 206V205H17V204ZM135 203V202H134ZM133 203V204H134ZM160 203H161V205H160ZM175 203V202H174ZM174 203H173V205H174ZM198 203V201L196 202V204ZM229 203H231V202H229ZM7 204L9 205V207L7 206ZM127 204V203H126ZM136 204V203H135ZM176 204V203H175ZM3 205V204H2ZM100 205H101V203H100ZM105 205V204H104ZM154 205V204H153ZM170 205H172V203L170 204ZM169 205V206H170ZM195 205V204H194ZM212 205H214V204H212ZM230 204L228 205V206H231ZM26 206V207H25ZM106 206V205H105ZM159 206H156L157 207V211H159V213L157 214L156 213V216L157 215H159L160 214V212L162 211L161 210V207H160V210L158 209V207ZM129 207V206H128ZM153 207H155V206H153ZM4 208V209H5ZM9 208V209H8ZM0 209H1V207H0ZM100 209V208H99ZM102 209V208H101ZM100 209V210H101ZM206 209V208H205ZM208 210H209V208H207ZM8 210H10L11 211V213L9 214V211ZM169 210V209H168ZM184 210V209H183ZM185 210H187V209H185ZM212 210V209H211ZM96 211V210H95ZM153 211V210H152ZM189 211V210H188ZM193 211V210H192ZM205 211H207V210H205ZM162 212H164V211H162ZM161 212V213H162ZM210 212H212V211H210ZM210 212H206V213H210ZM117 213V212H116ZM120 213V212H119ZM192 213V212H191ZM8 214L9 215H14L15 216V219L14 218H12V222L10 221L11 220V216L10 217H8ZM91 214V215H90ZM96 214V213H95ZM207 215H209V214H207ZM97 216V215H96ZM133 216H134V214H133ZM160 216V215H159ZM159 216L157 217L158 219H159ZM222 217V218H223ZM10 218V219H9ZM90 218H91V220H90ZM93 218V219H92ZM134 218V217H133ZM156 217H154V219H157ZM117 219V221L116 222H114L115 220ZM135 219V218H134ZM152 219V221L151 222H153V218H151ZM157 219V220H158ZM167 219V218H166ZM100 220V219H99ZM150 220V219H149ZM80 221H82L81 222V225L78 223V222H80ZM93 221H95V220H93ZM156 221V220H155ZM154 221V222H155ZM159 221V220H158ZM219 221V220H218ZM100 222V221H99ZM149 222V221H148ZM214 222V221H213ZM85 223V222H84ZM95 223V222H94ZM94 223H92V225L94 224ZM156 223H158V222H156ZM216 223V222H215ZM89 224V223H88ZM146 224H148L149 225V223H146ZM7 225H9L8 227H7ZM14 224H12V226H13ZM86 225H87V223H86ZM86 225L84 226V228L83 229H85L86 230V228H88V227H90L89 225H91V224H89L87 227H86ZM95 225V224H94ZM97 225V224H96ZM216 225H218L217 223H216ZM142 226H143V224H142ZM141 226V227H142ZM79 229H77V228ZM86 227V228H85ZM97 227V226H96ZM140 227V226H139ZM147 227V226H146ZM14 228V227H13ZM15 228V229H16ZM76 228V229H75ZM91 228H92V226H91ZM94 228V227H93ZM143 228H144V226H143ZM145 229V228H144ZM88 230H90V228L88 229ZM87 230V231H88ZM3 231V235H2V237L4 236V235H8L7 233L6 234H4L5 232ZM10 231V230H9ZM86 231V232H87ZM99 231V230H98ZM112 231V232H111ZM145 231V230H144ZM143 231V232H144ZM13 232V231H12ZM11 232V233H12ZM15 232V231H14ZM83 232V231H82ZM85 232V231H84ZM83 232V233H84ZM219 232V231H218ZM78 233V232H77ZM80 233H81V231H80ZM82 233V234H83ZM178 233V232H177ZM182 233V232H181ZM79 234V233H78ZM88 234V233H87ZM120 234V233H119ZM143 234V233H142ZM173 234H175V233H173ZM1 235V234H0ZM12 235V234H11ZM84 235V234H83ZM82 235V236H83ZM181 235V234H180ZM13 236V235H12ZM74 237H76L75 235H73ZM72 236V237H73ZM79 236H80V234H79ZM81 236V237H82ZM172 236V235H171ZM175 236V235H174ZM174 236H172V237H174ZM6 236H4L3 238H4V240L5 239H7V240H9V238H5ZM8 237H10V236H8ZM83 237H85V236H83ZM168 237V236H167ZM176 237V236H175ZM177 237H178V235H177ZM1 238V237H0ZM3 238H2V240H3ZM79 238V237H78ZM171 238V237H170ZM114 239V241H115V239L116 238H113ZM118 239V238H117ZM130 241H129V240ZM175 239V238H174ZM174 239H172L173 241H174ZM138 240V242H136ZM168 240L170 241V239L168 238ZM167 240V241H168ZM176 240H177V238H176ZM178 240H179V237H178ZM76 241H77V239H76ZM81 241H82V239H81ZM2 242V241H1ZM8 242V241H7ZM97 242V241H96ZM113 242V241H112ZM111 242V243H112ZM129 242H130V244H129ZM143 242V241H142ZM171 242V241H170ZM3 243V242H2ZM75 243V242H74ZM165 243H169V242H164V244L163 245H166ZM177 243V242H176ZM1 244V243H0ZM4 244V243H3ZM6 244V243H5ZM8 244H9V242H8ZM76 244V243H75ZM95 244V243H94ZM115 244H114V246H115ZM143 244V243H142ZM141 244V245H142ZM170 244H172V243H170ZM169 244V245H170ZM2 245V244H1ZM106 245V244H105ZM133 245V246H132ZM162 245V246H163ZM132 246V247H131ZM142 246H144V245H142ZM161 246V247H162ZM108 247H110V246H108ZM129 247H131V248H129ZM139 247H141L140 245L139 246H136V248H139ZM160 247V248H161ZM165 247V246H164ZM173 247V246H172ZM172 247H170V248H172ZM67 249V251H68V253H66V249ZM71 249L72 248H70L69 250L71 251ZM162 250H163V248H161ZM72 250H74V248L72 249ZM135 250V249H134ZM139 250H141V249H139ZM162 250H160V251H162ZM2 251V250H1ZM4 251V250H3ZM143 250H141V252H142ZM165 251V250H164ZM168 251V250H167ZM134 252H136V251H134ZM138 252V251H137ZM166 252V251H165ZM170 252H172L171 250H170ZM1 253V252H0ZM66 253V254H65ZM72 253H73V251H72ZM113 253V254H112ZM161 253V252H160ZM199 254H198V256L199 255H201L200 254V252H198ZM208 253V252H207ZM62 254H64V255H62ZM71 254V253H70ZM118 254H120V255H118ZM194 253H192L191 254V256H189V257H192V255H193ZM3 255V254H2ZM64 256L63 258L62 257H60V256ZM71 256V255H70ZM162 256V255H161ZM197 256V257H198ZM202 256V255H201ZM196 257V258H197ZM2 258V257H1ZM183 258V257H182ZM195 258V257H194ZM195 258V259H196ZM203 258V257H202ZM190 259H192V258H190ZM197 259H200V258H197ZM196 259V260H197ZM202 260V259H201ZM198 261H200V260H198ZM193 262H195L194 261V259H193ZM192 263V262H191ZM199 263H202V262H199ZM195 264H198L197 263V261L195 262ZM203 264V263H202Z\"/></svg>",
	"mask_w": 264,
	"mask_h": 264
},
{
	"label": "snow or ice",
	"instance_id": "obj_3",
	"mask_svg": "<svg viewBox=\"0 0 264 264\" xmlns=\"http://www.w3.org/2000/svg\"><path fill=\"white\" fill-rule=\"evenodd\" d=\"M181 62H183V61H181Z\"/></svg>",
	"mask_w": 264,
	"mask_h": 264
}]
</instances>
